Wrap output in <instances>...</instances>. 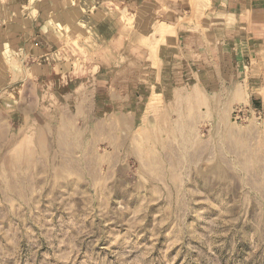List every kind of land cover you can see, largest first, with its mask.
Here are the masks:
<instances>
[{
  "label": "crops",
  "instance_id": "crops-1",
  "mask_svg": "<svg viewBox=\"0 0 264 264\" xmlns=\"http://www.w3.org/2000/svg\"><path fill=\"white\" fill-rule=\"evenodd\" d=\"M0 65V128L29 159L95 135L121 153L147 125L166 153L264 110V0H0Z\"/></svg>",
  "mask_w": 264,
  "mask_h": 264
},
{
  "label": "rangeland",
  "instance_id": "rangeland-1",
  "mask_svg": "<svg viewBox=\"0 0 264 264\" xmlns=\"http://www.w3.org/2000/svg\"><path fill=\"white\" fill-rule=\"evenodd\" d=\"M232 114L166 153L147 125L29 159L0 128V264H264V117Z\"/></svg>",
  "mask_w": 264,
  "mask_h": 264
},
{
  "label": "built area",
  "instance_id": "built-area-1",
  "mask_svg": "<svg viewBox=\"0 0 264 264\" xmlns=\"http://www.w3.org/2000/svg\"><path fill=\"white\" fill-rule=\"evenodd\" d=\"M233 121L237 124L247 123L251 116L261 120L264 117V110L253 106H237L233 111Z\"/></svg>",
  "mask_w": 264,
  "mask_h": 264
}]
</instances>
